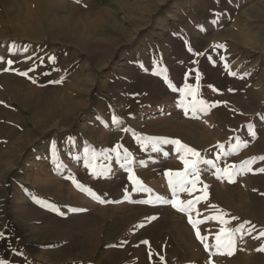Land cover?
I'll list each match as a JSON object with an SVG mask.
<instances>
[{"label": "rangeland", "instance_id": "obj_1", "mask_svg": "<svg viewBox=\"0 0 264 264\" xmlns=\"http://www.w3.org/2000/svg\"><path fill=\"white\" fill-rule=\"evenodd\" d=\"M0 61L7 260L264 264V0H0ZM186 86L212 105L206 113L178 104ZM160 139L220 169L250 162L232 182L200 163L196 187L178 192L204 221L208 251L188 215L156 201L172 199L165 173L191 159L173 144L154 150ZM217 209L229 228L244 226L231 255L214 247Z\"/></svg>", "mask_w": 264, "mask_h": 264}, {"label": "snow or ice", "instance_id": "obj_2", "mask_svg": "<svg viewBox=\"0 0 264 264\" xmlns=\"http://www.w3.org/2000/svg\"><path fill=\"white\" fill-rule=\"evenodd\" d=\"M214 47H222L220 45H216ZM53 59L54 58H50ZM3 62V61H0ZM6 63L11 66L13 61L11 59L7 60ZM225 68L230 72L232 75H237V73L232 72L231 69L228 67L227 63H225ZM7 70V69H6ZM22 75H27V73H21ZM243 78V77H241ZM169 87H172L171 84H169ZM173 91L176 89L173 87ZM191 96L192 100L191 103H187V97ZM179 105H182L186 109V114L188 110H191L193 113H195L197 110L207 112L209 108L212 107V105L208 104L207 101L203 100L202 98L199 97L198 89H193L190 86H186L185 89L182 92V99L178 102ZM114 123H119L118 120L113 118ZM252 135L254 136L255 133L253 132ZM159 144H173L176 146V150L178 152H183L187 156H190L191 159H186L184 156H181L182 163L184 164L185 171L183 172H167L165 175L168 177V186L171 191V196L172 199H168L165 197L157 196L156 201L160 203H165V204H171V206L181 212L185 213L186 215L189 216L188 222L191 224L192 228L195 230V235L197 240L203 244L205 251L209 250L210 245L207 243L208 237L207 236H202L199 229L198 225L200 223H203L204 221L202 220H193L191 217V210L193 208V204L191 201H189L187 204L182 202L181 200L178 199V192H183L187 191V186L191 185L192 188L194 189L199 182V164L204 163L207 164L209 167H214L216 168L218 178L226 177L229 182H232V178L234 175L238 174L240 171H251V168L249 167L250 162H244L243 166L238 168L236 165H227L223 169L218 168L211 160H203L201 158V154L196 151L195 149L182 144L179 140H167V139H160L158 141L154 142V150L159 151V148H157L155 145ZM245 146H247L245 144ZM120 147V145H117L115 148L111 149V151L116 152L117 156L119 157V152L117 149ZM218 148L223 149V145H217ZM253 161L256 158H252ZM259 159L264 160V157H260ZM124 160L127 163L131 162V157L127 152H125L124 155ZM57 167H59V164H57ZM261 172H264V168L260 169ZM191 177V178H190ZM134 181L136 185L139 186L141 191H144V187L142 183L136 179L134 176L130 175L129 177ZM79 187V186H78ZM87 193L95 198L98 203H106V201L101 200L96 194L91 190L87 189ZM142 203H152L153 201L151 199L147 201H141ZM213 208H216V206H212ZM58 211V210H57ZM72 211H76V209H72ZM217 212L219 213L218 215H214L212 219H215L221 226L219 228L218 234L215 236V250L217 254H229L231 255L232 252L235 250L236 247V239H237V234L243 232L244 226L241 225L238 228L232 229L229 228L228 225L231 223L230 219H226L225 217L228 216L227 213H224L220 210L217 209ZM151 219H156V217H151ZM236 219V218H232ZM248 223V222H245ZM260 236L264 237V232L260 233ZM242 238V237H241ZM123 243V242H122ZM142 243L147 244L148 241H143ZM261 251H264V248L259 249ZM151 256V253H149ZM209 255H213V253L209 252ZM163 259V258H161Z\"/></svg>", "mask_w": 264, "mask_h": 264}, {"label": "crops", "instance_id": "obj_3", "mask_svg": "<svg viewBox=\"0 0 264 264\" xmlns=\"http://www.w3.org/2000/svg\"><path fill=\"white\" fill-rule=\"evenodd\" d=\"M90 202V201H89ZM88 203V202H87ZM85 205V204H84ZM87 206V205H86ZM82 208H86V207H82ZM87 209V208H86ZM23 220H26V218H24ZM18 244V243H17ZM16 250L18 251L17 253H16V255L17 256H19V253H20V251H22V248H21V246H17L16 247ZM21 255H24V253L22 252L21 253ZM11 256L12 255H10L9 257H8V260L5 258V255L1 252V250H0V264H19V262H16L17 261V259H15V261H12L13 260V258H11ZM27 258V257H26ZM25 264V263H24Z\"/></svg>", "mask_w": 264, "mask_h": 264}, {"label": "bare ground", "instance_id": "obj_4", "mask_svg": "<svg viewBox=\"0 0 264 264\" xmlns=\"http://www.w3.org/2000/svg\"><path fill=\"white\" fill-rule=\"evenodd\" d=\"M51 181V180H50ZM54 194V193H53ZM89 206H92V205H89ZM31 211H33V212H35L34 210H30V212H28V213H32Z\"/></svg>", "mask_w": 264, "mask_h": 264}]
</instances>
